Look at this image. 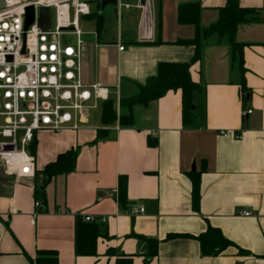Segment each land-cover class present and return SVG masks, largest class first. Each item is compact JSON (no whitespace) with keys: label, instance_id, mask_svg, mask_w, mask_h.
I'll return each instance as SVG.
<instances>
[{"label":"crops","instance_id":"1","mask_svg":"<svg viewBox=\"0 0 264 264\" xmlns=\"http://www.w3.org/2000/svg\"><path fill=\"white\" fill-rule=\"evenodd\" d=\"M143 1L118 0L103 13L99 4L89 16L102 13L104 21L100 31L96 24L86 32L83 79L108 88L118 114L121 97L137 94L161 63L192 61L195 47L178 41L193 40L197 31L179 22V8L199 5V26L206 29L227 0H151L148 39L140 35ZM239 2L256 9L258 20L239 25L240 52L227 37L205 41L201 60L190 68L200 85L192 126L183 125L181 91L136 106L127 127L103 125L100 101L99 116L90 115L80 130L37 134L33 178L14 186L0 173V264H33L28 257L35 260L39 251H55L57 264H116L121 256L133 257V264H264V0ZM71 150L73 172L43 173ZM193 175L200 176L199 211L192 204ZM121 178L126 208L118 201ZM137 207L144 212L135 215ZM78 216L106 220L107 236L94 257L75 255ZM209 227L232 243L216 256H204L197 240ZM174 234L183 237L169 239ZM146 239L158 242L150 260Z\"/></svg>","mask_w":264,"mask_h":264},{"label":"built area","instance_id":"2","mask_svg":"<svg viewBox=\"0 0 264 264\" xmlns=\"http://www.w3.org/2000/svg\"><path fill=\"white\" fill-rule=\"evenodd\" d=\"M29 8L34 21L25 30ZM42 9L51 13L48 30L40 26ZM138 9L140 35L148 39L154 25L151 0ZM89 16L90 5L83 0H4L0 9V173L14 186L36 174L31 146L38 133L78 131L88 124L90 111L109 100L108 88L83 79L87 33L81 29V17ZM35 207L41 209L42 204L36 202ZM143 212L142 207L133 211ZM85 221L106 222L90 216ZM1 228L0 221V237Z\"/></svg>","mask_w":264,"mask_h":264},{"label":"trees","instance_id":"3","mask_svg":"<svg viewBox=\"0 0 264 264\" xmlns=\"http://www.w3.org/2000/svg\"><path fill=\"white\" fill-rule=\"evenodd\" d=\"M257 10L244 8L239 0H227L224 7L219 9L218 21L206 29L199 26L200 7L197 4L183 5L179 8L178 20L181 24H192L196 27V37L193 40H181L180 44L193 45L195 55L191 62L161 63L155 76L149 78L144 85H138L137 94L131 97H121L119 103V114L113 100L105 101L101 109V121L105 126H112L119 121L121 126L127 127L133 124V110L136 106L147 107L151 102L164 97L170 91H181L182 93V120L185 127L192 126L195 121V93L200 89V85L195 83L190 74L191 65L199 62L205 41L213 36L227 37L234 53L241 51V45L235 41V35L239 25L243 23L255 22ZM97 30L103 26L101 14L94 15ZM76 164V152L71 150L58 156L57 160L46 166L43 173L46 176L54 177L62 174H69L74 171ZM192 204L196 211L200 205V176L192 177ZM43 191V190H42ZM44 196V193H41ZM119 205L126 208L127 205V181L120 179ZM103 224L98 222H87L85 218L78 216L75 222L74 250L77 257H94L97 255L98 240L107 236L103 229ZM183 237L181 235H169V239ZM151 243L148 259L154 258L158 253V242L146 239ZM197 240L200 243L204 256H216L225 248L232 245L222 233L209 227L207 232L200 235ZM33 264H57L58 255L55 251H39L35 260L28 257ZM116 264H133V257L121 256L116 260Z\"/></svg>","mask_w":264,"mask_h":264},{"label":"water","instance_id":"4","mask_svg":"<svg viewBox=\"0 0 264 264\" xmlns=\"http://www.w3.org/2000/svg\"><path fill=\"white\" fill-rule=\"evenodd\" d=\"M118 0H101V11H103L107 6H117ZM26 15V24L25 30L33 23L34 21V10L33 8L27 9ZM51 24V13L49 9H42L40 12V26L43 30H48Z\"/></svg>","mask_w":264,"mask_h":264},{"label":"rangeland","instance_id":"5","mask_svg":"<svg viewBox=\"0 0 264 264\" xmlns=\"http://www.w3.org/2000/svg\"><path fill=\"white\" fill-rule=\"evenodd\" d=\"M83 1H86L90 5L92 13H97V6L100 4L101 0H83ZM3 7H4V0H0V9H2ZM107 9H113V7L110 5V6H108ZM102 13H103V11H102ZM95 26H96V19L94 16H92V17H81V29L84 32L94 31ZM99 114H100V107L90 111V115H91L92 120L95 119L96 117H98Z\"/></svg>","mask_w":264,"mask_h":264}]
</instances>
